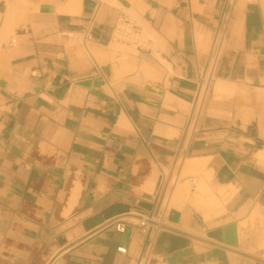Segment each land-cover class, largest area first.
I'll return each instance as SVG.
<instances>
[{
  "label": "crops",
  "instance_id": "1",
  "mask_svg": "<svg viewBox=\"0 0 264 264\" xmlns=\"http://www.w3.org/2000/svg\"><path fill=\"white\" fill-rule=\"evenodd\" d=\"M143 258L264 264V0H0V264Z\"/></svg>",
  "mask_w": 264,
  "mask_h": 264
},
{
  "label": "built area",
  "instance_id": "2",
  "mask_svg": "<svg viewBox=\"0 0 264 264\" xmlns=\"http://www.w3.org/2000/svg\"><path fill=\"white\" fill-rule=\"evenodd\" d=\"M114 30H115V34H116L117 39H119L121 42L127 43V44H130V43L131 44H138L137 43L138 35H139L138 27L136 25H134V23H132L128 19H125V18L120 19L118 21V23L116 24ZM219 54H220V45L218 43H215L213 45V48H212L211 53H210L209 71H208V74H207V77L205 79L204 84L201 85V89L203 90V93H202L201 99L198 98V100H201V103L203 100L204 92H207V90L209 88L211 78L213 77V74H214L213 73L214 69H215L217 61L219 59ZM138 224L141 228H143V230H145L146 225H147V221L141 219V220H139ZM115 230L118 233H124L126 231L125 222H119L118 224H116ZM141 264H146L145 258L142 259Z\"/></svg>",
  "mask_w": 264,
  "mask_h": 264
},
{
  "label": "bare ground",
  "instance_id": "3",
  "mask_svg": "<svg viewBox=\"0 0 264 264\" xmlns=\"http://www.w3.org/2000/svg\"><path fill=\"white\" fill-rule=\"evenodd\" d=\"M199 196V195H198ZM201 197V196H200ZM213 198V197H212ZM216 198V197H215ZM173 199V198H172ZM202 199V198H201ZM200 199V200H201ZM217 199V198H216ZM168 200H169V198H168ZM200 200L199 201H197V202H200ZM208 202V201H207ZM181 203V202H180ZM202 203H203V201H201V205H202ZM206 203V202H205ZM195 204V203H194ZM197 205H198V203H197ZM205 205V204H204ZM217 205V204H216ZM199 207H200V204L198 205ZM218 206V205H217ZM169 207V206H168ZM204 207V206H203ZM210 207V206H209ZM214 207V206H213ZM201 211V210H200ZM203 213L205 214H207V212H205V211H203Z\"/></svg>",
  "mask_w": 264,
  "mask_h": 264
}]
</instances>
